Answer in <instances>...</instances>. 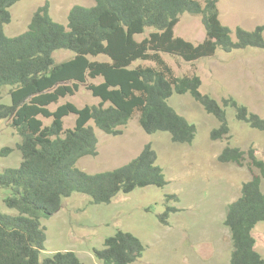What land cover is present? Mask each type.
Instances as JSON below:
<instances>
[{
	"label": "trees",
	"instance_id": "obj_1",
	"mask_svg": "<svg viewBox=\"0 0 264 264\" xmlns=\"http://www.w3.org/2000/svg\"><path fill=\"white\" fill-rule=\"evenodd\" d=\"M19 1L0 0V121H7L18 135L15 148L22 158L18 168L0 173V188L11 190L4 204L16 211L0 212V264H83L72 251L41 258L47 240L42 219L59 212L63 200L75 193L100 205L110 203L119 193L167 184L151 143L115 170L87 174L77 168L81 159L98 155L96 129L119 136L120 128L138 116L145 133L167 132L173 143L191 144L195 126L169 104L176 93L190 94L219 121V128L211 132L213 141L230 138L228 105L235 108L238 121L264 131V120L258 115L231 99L223 100L221 107L200 92V77L176 76L163 57L193 63L213 57L218 49L228 53L264 50V25L252 31L224 26L218 0H93L91 7L73 6L66 25L52 19L50 3L45 2L26 32L8 37L5 27L11 23L10 9ZM185 13L201 17L205 38L199 44L175 36L174 29ZM141 35L146 36L137 41L136 36ZM61 50L74 56L57 63L54 53ZM99 56L107 60H91ZM98 79L102 80L99 84L90 82ZM80 85L100 102L83 108L67 102L50 110L60 100L74 96ZM5 96L10 104L2 102ZM70 115L76 117L74 127L65 129L64 119ZM43 119L50 124L45 125ZM13 150L5 148L0 154L9 155ZM218 160L248 165L253 175L242 185L241 196L228 206L225 217L233 245L229 264H264L253 236L256 225L264 222V161L253 148L230 147ZM170 211L168 208L161 216L165 224ZM144 251L137 237L119 231L93 254L102 264H134Z\"/></svg>",
	"mask_w": 264,
	"mask_h": 264
},
{
	"label": "rangeland",
	"instance_id": "obj_2",
	"mask_svg": "<svg viewBox=\"0 0 264 264\" xmlns=\"http://www.w3.org/2000/svg\"><path fill=\"white\" fill-rule=\"evenodd\" d=\"M45 2L50 3L52 19L63 25L67 24L73 6L94 4L93 0H21L10 9L11 23L5 27V34L15 37L26 32L34 13ZM218 11L221 23L232 30L241 27L252 31L264 25V0H218ZM174 33L195 45L205 38L201 17L187 13L180 16ZM145 36H136V40L141 41ZM73 56L72 52L64 50L54 53L57 63ZM163 57L176 76L200 77V92L216 100L221 107H224L223 100L231 99L264 120V50L247 48L228 53L218 49L213 57L193 63L177 57ZM91 60L105 61L107 58L99 56ZM101 81L90 82L99 84ZM2 102L10 104L7 96ZM67 102L83 108L97 105L100 100L93 97L85 85H80L74 96L60 100L50 106V110ZM169 104L195 126V139L191 144L173 143L167 132L147 134L135 116L120 128L122 135L110 136L96 129L98 155L85 157L77 163V168L87 174L112 171L135 159L144 146L151 143L167 184L162 188L149 186L119 193L108 204H93L88 196L78 193L64 199L59 212L41 221L47 235L41 258L72 251L83 264H102L93 250L102 249L106 238L122 231L137 237L145 247L142 257L134 264L230 263L233 245L224 225L225 217L228 206L241 196L242 185L253 175L247 164L244 167L224 164L218 157L227 147L242 151L253 148L256 156L264 161V131L238 121L235 108L228 105L225 112L230 138L213 141L211 132L219 128V121L190 94L175 93ZM75 119L74 115L66 117L64 128H73ZM43 122L49 125L51 121L43 119ZM18 140L9 123L0 121V150L14 149L9 155L0 154V173L19 167L22 158L15 148ZM261 188L264 191V180ZM10 195L11 190L0 188V212L3 214L16 213L4 204V199ZM169 196L174 198L169 199ZM168 208L172 211L165 224L161 216ZM253 236L255 248L264 258V222L256 225Z\"/></svg>",
	"mask_w": 264,
	"mask_h": 264
}]
</instances>
